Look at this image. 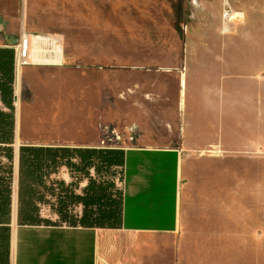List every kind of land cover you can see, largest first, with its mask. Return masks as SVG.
Returning a JSON list of instances; mask_svg holds the SVG:
<instances>
[{
    "label": "crops",
    "instance_id": "0c3cea01",
    "mask_svg": "<svg viewBox=\"0 0 264 264\" xmlns=\"http://www.w3.org/2000/svg\"><path fill=\"white\" fill-rule=\"evenodd\" d=\"M252 5H238L228 21L219 7L194 8L184 43H162L156 59L141 49L127 60L122 120L137 126L138 137L122 150V217L115 228L18 223L20 145L95 148L97 124L112 118L106 111L117 93L109 85L103 101L105 87L97 93L82 67L101 63L99 57L86 61L80 54L74 66L66 43L50 54L34 39L32 56L39 62L16 77L20 25L0 11V81L13 77L12 94L0 91V110L9 111L12 101L15 118L9 231L0 232V264H216L227 257V241L244 238L245 176L256 174L251 163L264 159V0ZM106 61L114 64L110 56ZM153 63V70L143 66ZM21 84L30 91L26 100ZM89 90L94 105L85 103ZM70 103L69 112L89 111L65 136L38 139L44 125L65 119L61 113ZM18 127L29 131L23 142ZM5 162L0 154V174ZM75 179L63 165L46 185L56 192L55 181L63 180L82 194L87 183Z\"/></svg>",
    "mask_w": 264,
    "mask_h": 264
},
{
    "label": "rangeland",
    "instance_id": "374dc122",
    "mask_svg": "<svg viewBox=\"0 0 264 264\" xmlns=\"http://www.w3.org/2000/svg\"><path fill=\"white\" fill-rule=\"evenodd\" d=\"M224 1V0H223ZM263 1V0H262ZM233 10L240 7H252L253 0H228ZM222 11L223 4L219 0H0V11L5 15H15L20 25V33L25 31L32 35L44 37H57L59 43H66L65 48L74 56L73 65H80L76 57L83 55L81 59L93 60L99 57V64H82L89 74L86 79L90 85H94L97 93L102 89L103 101H107L104 91L107 87L115 85L116 99L108 107L106 114L110 120H100L98 129L103 125L122 128L124 118V89L125 71L130 65L126 62L137 52L144 49L146 57L158 58L162 55V43L168 45L184 43L188 39V33L193 25L189 23V13L196 9H216ZM80 45V46H79ZM91 46L90 48H88ZM143 46V47H142ZM84 47V48H83ZM168 50V48H166ZM42 52L43 48L36 49ZM110 56L114 64L109 65L106 58ZM77 59V61H76ZM145 69H155L156 64L143 65ZM111 74V76H110ZM87 80V81H88ZM20 84V83H19ZM20 86L23 98L30 95V91ZM86 94V93H85ZM84 94V95H85ZM89 102L92 101V91L89 90ZM85 95V96H86ZM98 95V94H97ZM112 95V94H111ZM29 105H26L28 107ZM75 105L70 103L68 111L61 114V119L56 125L43 126L38 131V139L46 137H63L81 121L84 111H70ZM92 106H87V108ZM110 108V109H109ZM20 142L25 135L29 134L28 129L18 127ZM40 133V134H39ZM98 140L101 132L98 130ZM256 166V174L245 176V227L244 238L239 240L232 238L227 241L228 255L222 256L216 264H264V159H260L251 165ZM247 168V163H246ZM259 168V170H258ZM76 182L87 183L81 178V173H75ZM89 175L92 179L102 182L109 191L121 189L122 167L108 166L98 159L89 168ZM80 178V179H79ZM113 185V186H110ZM80 183H77V190H80ZM47 204L40 209L41 217L49 219V223L66 224L56 213L58 198L56 195H46ZM54 205V206H53ZM82 208L69 205L67 213L78 215Z\"/></svg>",
    "mask_w": 264,
    "mask_h": 264
},
{
    "label": "trees",
    "instance_id": "16d2710c",
    "mask_svg": "<svg viewBox=\"0 0 264 264\" xmlns=\"http://www.w3.org/2000/svg\"><path fill=\"white\" fill-rule=\"evenodd\" d=\"M8 58V56H6ZM13 77L5 75L0 81V91L12 94ZM9 111L0 110V154L6 158L1 165L0 174V232L9 231L7 226L10 217V200L12 186V153L11 144L14 140L15 118L12 101L8 103ZM72 158H78V163ZM98 159L102 164L108 166H122L121 149H98V148H69L65 146H39L22 144L19 147V173H18V207L17 219L19 224H50L49 219L40 215L41 206L46 205V195L56 194V213L62 219L70 223H79L85 226L115 228L121 223L122 217V191L115 189L109 191L102 183L92 179L89 168ZM67 166L75 173H81V178L87 180L82 194L69 191L63 180H56V192L52 186L46 185V178L56 173L61 166ZM80 179V178H79ZM113 186V185H110ZM81 204L82 214L76 218L67 213L69 205ZM2 205V206H1ZM1 223V222H0Z\"/></svg>",
    "mask_w": 264,
    "mask_h": 264
},
{
    "label": "built area",
    "instance_id": "2783aa9c",
    "mask_svg": "<svg viewBox=\"0 0 264 264\" xmlns=\"http://www.w3.org/2000/svg\"><path fill=\"white\" fill-rule=\"evenodd\" d=\"M233 14L234 10L232 6L229 4L228 0H224L221 18L224 21H228ZM34 39L39 40V44L44 47V51H48L50 54H54L59 50V39L57 37L32 35L22 31L19 36V41L15 46L13 65L16 77L20 75L22 67L39 62L38 59L36 60V57L32 56L31 46ZM100 132L102 136L95 145V148L98 149L123 150L128 146L134 145L138 137V128L135 124H128L119 129L109 127V125H103L100 127Z\"/></svg>",
    "mask_w": 264,
    "mask_h": 264
}]
</instances>
